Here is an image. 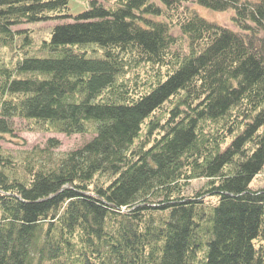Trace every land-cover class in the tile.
<instances>
[{
  "label": "trees",
  "instance_id": "trees-1",
  "mask_svg": "<svg viewBox=\"0 0 264 264\" xmlns=\"http://www.w3.org/2000/svg\"><path fill=\"white\" fill-rule=\"evenodd\" d=\"M69 2L0 0V264H264V0Z\"/></svg>",
  "mask_w": 264,
  "mask_h": 264
},
{
  "label": "rangeland",
  "instance_id": "rangeland-1",
  "mask_svg": "<svg viewBox=\"0 0 264 264\" xmlns=\"http://www.w3.org/2000/svg\"><path fill=\"white\" fill-rule=\"evenodd\" d=\"M88 6V0H70L69 2V12L72 15L83 11ZM191 6L196 10L200 15L206 17L209 20L220 23L224 26H227L232 29H238V25L234 20L235 9L229 7L227 9H214L203 4L192 2ZM73 20L72 17L62 18V19H48L38 22L30 23H20L15 26L18 27H30L33 30V36L35 42L40 41L43 37H48L50 30L54 24L58 22L70 21ZM8 49H0V53L4 56H8ZM15 121V134L9 135L7 138L2 140L3 147L12 152L16 158H20L24 152L28 149H31L35 145L44 146L47 143V140L50 137H54L60 141L59 146L55 148L57 154H62L65 151L78 147L83 144L85 141L90 139L94 132L85 131L77 132L72 134H66L61 131L56 130H39L35 128H30L29 122L25 118L16 117ZM205 181V178H196L191 181L188 187V192H192L195 189H198ZM264 185V171L255 176L251 182L250 186L257 188Z\"/></svg>",
  "mask_w": 264,
  "mask_h": 264
}]
</instances>
